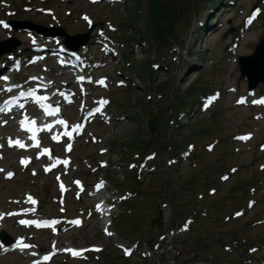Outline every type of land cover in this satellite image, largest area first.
Segmentation results:
<instances>
[{"label": "rangeland", "instance_id": "obj_1", "mask_svg": "<svg viewBox=\"0 0 264 264\" xmlns=\"http://www.w3.org/2000/svg\"><path fill=\"white\" fill-rule=\"evenodd\" d=\"M10 1L12 6L9 7H1L0 4V17L15 20L23 18L48 27L62 26L71 34L89 30L81 19L82 12H88L95 20L96 26L91 30L93 37L97 35V29L105 25L109 30V24L112 23L118 26V31L108 33L120 39L127 30L132 28L134 30L131 32L138 31L148 21L149 0H139L138 18L133 22L128 9L129 6L135 7L133 0L96 5L77 0ZM211 1L181 0L186 6L184 16L178 13L169 27L170 34L178 36L182 43L180 62L173 42L169 44L171 48L163 50L159 58L147 44L141 43L137 47L135 61L158 58L155 62L161 63V67L154 70L151 80L140 79L139 86L134 89L116 87L114 81L120 79L116 70L122 64V58L121 61L112 60L105 68L95 69L96 73H107L113 81L110 90H102L101 93L112 97L110 111L114 117L109 125L100 119L89 124L85 135L76 141L71 154V169L46 173L42 161L21 167L18 155L10 161L5 157L0 159V169L5 170L0 172L1 209L10 211L18 208L20 205L15 200H24L30 194L39 201L36 214L70 220L82 217L84 220L81 227L62 229L55 236L51 231L34 233L26 230L20 226L18 218L13 217L3 226L10 236L24 234L30 237L32 243H36L37 250L42 251L51 248L54 238H58V245L97 244L104 247L100 252L84 258H72L69 254L59 253L50 264H264V152L259 150L260 142L264 141V108L252 104L240 106L234 100L237 94L246 92L248 88L246 78L240 77L238 56L251 54L264 36V14L258 25H253L243 33L244 37L240 32L242 19L255 4L263 3L264 0L240 1V5L225 13L223 25L217 26V30L207 36L205 29L201 31L197 25L200 19L208 18ZM40 6L54 8L56 19L44 15ZM6 10L13 14L8 16ZM66 10H70V13L67 14ZM229 16L233 20L228 21ZM231 27L233 31L226 35ZM13 37L21 41L20 48H29L30 34L21 27L11 31L0 27L3 47L11 45ZM233 41H238L239 46L231 52L227 46ZM90 48L96 49L95 54L102 56L94 40ZM198 59L203 64L200 69L188 72L190 67H183L186 63L191 66L190 63ZM45 64L55 66L51 58ZM41 68V65L37 66L38 70ZM202 70L201 83L207 91L199 94L205 95L213 92L210 89H220L223 92L222 99L205 113L198 106H190L191 115L182 122L177 120V127L172 123L174 117L170 116L181 100L191 99L183 92ZM49 74L54 79L58 78L59 84L67 76L64 71L53 68ZM135 80L132 75L131 81ZM233 88L237 90L232 92ZM258 88L263 90L264 84ZM92 90L99 91L93 87ZM151 114L161 121H167L162 134L150 131L148 120ZM119 116L125 119L120 120ZM245 131L255 133L253 140L243 144L233 139L234 134ZM1 134L7 135V132L1 131ZM93 137L96 142L92 141ZM135 140L149 142L147 152L157 153L152 162L156 170L150 173L151 167L149 171L144 168L137 180L138 184L133 183L129 175V163L136 162L138 165L141 160L131 151V144ZM181 141L195 144L193 159L181 158L179 163L168 164L169 159L173 162L171 152L176 148L175 144ZM210 142L216 145L212 151H207L205 144ZM57 147L61 149V146ZM11 161L13 164L10 165ZM102 162H107V166L102 167ZM8 168L14 169L15 176L12 179H7L4 174ZM33 169L36 175L32 174ZM61 174V179L72 187L65 197L58 186L57 176ZM224 174H229L226 181L221 180ZM101 176L110 183L105 197L109 196L116 205L110 227L116 235L111 237L103 233L104 223L101 215L94 210L96 197L90 196L91 186L79 195L80 190L73 185L74 178H81L87 186ZM248 198L255 200V205L250 209L246 206ZM240 208L243 215L236 217L234 212ZM187 212L193 216V221L189 219V231H181L179 225L188 217L185 216ZM170 229H174L173 232ZM184 237L190 238L186 241V249L182 243L177 244L178 241H175L176 238ZM150 239H153L152 244L155 246L150 244ZM132 243L138 244V251L125 258L123 248L118 245ZM31 252L0 256V264L27 263V256Z\"/></svg>", "mask_w": 264, "mask_h": 264}, {"label": "snow or ice", "instance_id": "obj_2", "mask_svg": "<svg viewBox=\"0 0 264 264\" xmlns=\"http://www.w3.org/2000/svg\"><path fill=\"white\" fill-rule=\"evenodd\" d=\"M95 2H97V0H93V3H95ZM254 18H255V14H253V16L249 17L247 23L251 24L252 20ZM83 19L85 21L89 22V24L92 23L90 21L89 17H87L86 15L83 17ZM0 26H3L6 29L10 27L4 21H0ZM33 43H35V39H33ZM18 68H19V65L17 64V69ZM0 79H3L4 81H8L10 78L6 77V76H3V77H0ZM30 79L36 80L38 78L37 77H31ZM84 79H85V77H83V76L78 77V80H80V81H83ZM51 83H52L51 81H48L49 85ZM96 83H98V84H100L102 86H106L104 78L100 79L99 81H96ZM121 83H123V81H121ZM14 88H20V86L12 84V85L7 86L4 89H0V91L12 92V90ZM59 94L61 96H65V99L68 100L69 103L71 102L70 97L66 96L65 93L60 92ZM53 95H55V93H53ZM27 97H31L36 102V104L41 109H43L44 114L47 115V116H56L61 111L59 106L53 107L51 104L44 103V102L48 101L50 99V97L47 96V95H38L37 94V89L34 88V89H28L27 91H20L18 96H12L8 100H5L2 104H0V113L11 112L13 106H18L20 109H23L25 107V105L23 103H20V99L21 98H27ZM216 99H217V96H213V97L209 98L207 103L205 104V107L207 108L208 106H210L213 103V101H215ZM246 102H247L246 98H243V97L240 100L237 101L238 104H242V103H246ZM252 103L253 104H264V98H261L259 100H253ZM107 104H108V101L102 99L99 102V106L97 108H95L92 112H89V116H92L95 113H101L103 111L104 106L107 105ZM0 124H7V121H2V122H0ZM19 124H20V128L22 130H25V131L31 133V135L29 136V139L33 143L32 144H26L23 140H21L19 138L13 139V138L9 137V139H8V146L9 147L15 146V147H18V148H21V149L28 148V147L40 148L41 147V143H40V140L38 139L37 133H39V132H41V131H43L45 129H47L48 131H51L52 127H53V125H51V124L45 125L43 128L37 127V121L34 118L30 119L27 115H24V117L19 121ZM55 124L63 125L65 127V131H63L61 134L52 135V139L54 141L58 142V143L60 142V136L61 135L64 136V137H68L69 140H71V138L73 136V132L79 134L82 131V128H83L82 124H76V125L72 126L71 130L69 131L68 130V127H69L68 126V122L66 120H64V119H57L55 121ZM251 137H252V134L249 133V134H246L244 136L236 137V139L247 141V140H250ZM93 140H95L94 137H93ZM0 147H3V145H0ZM261 147H262V149H264V145H262ZM72 148H73V144L71 142H69L65 146V151L66 152H71ZM210 150H211V146H210ZM102 151H106V150H102ZM44 155H47L48 158L50 160H52L51 164L46 165L44 167V171L46 173L50 172L53 168H56L58 165H63L65 167V170H67V167H68V165L70 163L69 159L53 158L52 155H51V150L49 148H42V150L37 153L36 159H40V157L44 156ZM0 158H2V157H0ZM31 159H32L31 157L21 158L20 163H21V165L27 167L29 165V163L31 162ZM170 163H172V162H170ZM102 166H106V164H102ZM262 167H264V166H262ZM4 171H5L4 169H0V172H4ZM232 171L235 172L236 169H232ZM32 174L36 175L35 169H33V173ZM14 175L15 174L13 172H7L6 173V178L11 179ZM222 179L223 180H227L228 177L224 176V177H222ZM57 180L58 181L60 180L59 176H57ZM74 183L81 188V191H83V186L81 185L80 181H74ZM103 186H104V181H100L95 187H96V190L99 191L101 188H103ZM60 188H61L62 192L67 190L65 188L63 182L60 183ZM121 199H123V197ZM26 200L28 202H30L32 205H36L37 204V201L30 194L27 195ZM253 204H254V202H249V207H252ZM96 210L97 211H101L102 210V205L101 204L96 205ZM21 211H23V212H28V211L35 212L36 209H35V207H33L31 209H23ZM15 215H19V213H16V212L0 213V220H3L5 218V216H15ZM89 215H91V213H89ZM235 215L236 216H240V215H242V213L237 212ZM18 222L21 225H35L37 228L53 227V226L59 224L58 220H20ZM69 223H71L73 225H76V226H80L82 224V221L80 219H76V220L70 221ZM187 227H188V224L186 223L184 225V228L187 229ZM105 232H106L107 235H112V233L109 232L107 229H105ZM16 247L20 251H24V250H27L29 248H33L35 246L23 242V239L21 238L20 240L17 241ZM0 249H2L4 251H7V249L4 248L3 245H0ZM93 250L100 251L99 248H95ZM63 251L70 252L73 256H80V255H82V253L84 251H87V250H75V249H70L69 248V249H64ZM124 251H125V255H131V252H132L131 249H125ZM253 251H255V250L253 249ZM32 255L35 256L36 253L33 252ZM52 255H55V251H53L52 253H49L47 255H44L41 258V260H34L33 264H41V261H48L51 258Z\"/></svg>", "mask_w": 264, "mask_h": 264}, {"label": "trees", "instance_id": "obj_3", "mask_svg": "<svg viewBox=\"0 0 264 264\" xmlns=\"http://www.w3.org/2000/svg\"><path fill=\"white\" fill-rule=\"evenodd\" d=\"M135 4L139 3V0H134ZM180 2V3H179ZM177 0H149V7H148V21L143 29V34L146 37H151L154 40L153 47L156 50H160L166 43H169V38L173 35L170 34V25L176 19L180 9L182 12L185 11L184 4ZM129 14L132 21H136L138 18V9L137 5L136 8H129ZM169 20V22L167 21ZM125 55L130 58L131 54ZM131 69H136L142 75H150L152 74L151 68L149 67L147 62L141 63L138 67L134 64ZM194 88V85H191L189 90ZM193 91V90H192ZM187 105V101L183 100L178 105V108L185 107ZM164 126V122L158 120L156 117L151 116L149 119V127L152 131L160 130ZM142 141L134 142L131 146L134 149H147L148 143L142 145ZM195 181V178L192 179V182Z\"/></svg>", "mask_w": 264, "mask_h": 264}, {"label": "water", "instance_id": "obj_4", "mask_svg": "<svg viewBox=\"0 0 264 264\" xmlns=\"http://www.w3.org/2000/svg\"><path fill=\"white\" fill-rule=\"evenodd\" d=\"M87 37L86 35L83 42L87 40ZM240 66L243 75L249 78L251 87L261 80L264 81V37L251 55L240 57Z\"/></svg>", "mask_w": 264, "mask_h": 264}, {"label": "bare ground", "instance_id": "obj_5", "mask_svg": "<svg viewBox=\"0 0 264 264\" xmlns=\"http://www.w3.org/2000/svg\"><path fill=\"white\" fill-rule=\"evenodd\" d=\"M11 129H12V130H15V128H11ZM13 132H16V131H13ZM8 151H9V154H10V155H13V153H14L13 151H11V150H8ZM11 164H13L12 161L10 162V165H11ZM8 172H10V170H8ZM6 173H7V172H6ZM109 220H110V214H109L108 216H105V217H104V221H105L106 226H108V224H109Z\"/></svg>", "mask_w": 264, "mask_h": 264}]
</instances>
